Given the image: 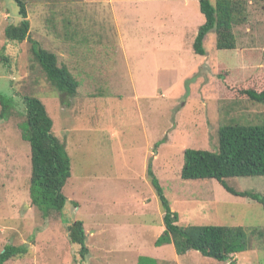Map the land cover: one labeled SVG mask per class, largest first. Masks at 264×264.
Listing matches in <instances>:
<instances>
[{"label": "rangeland", "instance_id": "1", "mask_svg": "<svg viewBox=\"0 0 264 264\" xmlns=\"http://www.w3.org/2000/svg\"><path fill=\"white\" fill-rule=\"evenodd\" d=\"M28 1L33 44L53 52L79 86L74 97L53 89L33 61L36 46L6 40L5 28L20 18L14 0H0V52L7 59L0 55V93L42 101L71 168L62 190L65 210L44 220L29 198L30 148L20 133L22 98L15 97L11 117L0 120V253L14 245L27 254L5 264L168 260L173 245H155L165 226L150 173L179 228L240 227L245 250L231 261L264 264L262 206L227 193L214 179L180 177L184 151L216 150L221 126L264 123L263 105L222 103L243 88H264V2L252 3L250 22L235 27L236 50H217L211 32L200 57L192 50L204 23L196 0ZM227 183L264 195V177ZM75 221L83 222L85 257L68 240L67 223ZM229 263L192 251L180 263L160 264Z\"/></svg>", "mask_w": 264, "mask_h": 264}, {"label": "trees", "instance_id": "2", "mask_svg": "<svg viewBox=\"0 0 264 264\" xmlns=\"http://www.w3.org/2000/svg\"><path fill=\"white\" fill-rule=\"evenodd\" d=\"M204 23L198 28L192 50L203 57L207 52L204 47L206 36L214 32L216 49L233 51L237 49L235 27L250 22L249 6L264 0H196ZM18 7L19 23L8 25L4 35L7 41L23 43L26 40L32 47L36 46L33 61L45 76L50 87L61 94L74 97L79 86L73 75L64 66H59L57 56L44 49L37 41L33 44L30 38V21L27 6L29 1L14 0ZM3 60L2 53L0 52ZM14 93V92H13ZM234 99L222 101L227 107L240 106L243 100L264 106V88L257 91L253 88L239 90ZM16 93L6 96L0 93V120L7 121L15 110ZM22 98L24 121L20 124L23 141L30 148L31 172L29 179V198L44 220L52 214L63 213L67 200L62 190L71 177L70 158L64 143L55 134L53 120L45 105L37 97L24 95ZM229 101V102H227ZM229 104V105H228ZM243 123H228L218 129V145L216 150L186 149L180 177L186 181L214 179L227 193L242 198H250L258 202L264 210V195L252 191H237L229 186L227 180L232 178L264 177V123L251 120ZM150 173V172H149ZM151 183L158 196L164 212L165 230L155 241L156 247L172 244L178 256L196 251L203 257L235 264L232 256L245 250L244 231L240 227L222 226H186L179 228L177 214L171 211L170 205L163 195L162 188L150 173ZM254 230L252 235H257ZM264 238V230L258 231ZM68 240L81 247L83 257L87 253L85 247L86 234L83 222L67 223ZM27 254L21 246L8 245L0 253V264ZM145 257H138V263H145ZM151 261V260H150ZM154 261V260H153ZM152 262V261H151ZM155 264V262H152ZM161 261H159V264Z\"/></svg>", "mask_w": 264, "mask_h": 264}, {"label": "crops", "instance_id": "3", "mask_svg": "<svg viewBox=\"0 0 264 264\" xmlns=\"http://www.w3.org/2000/svg\"><path fill=\"white\" fill-rule=\"evenodd\" d=\"M104 1H105V2H108V3H111L110 0H104ZM161 216H162V215H161ZM162 217H163V216H162ZM139 236H140V235H139ZM139 236L137 235V236H135V237L139 239ZM165 246H169V245H165ZM156 253H158V251L154 252L153 254H156ZM161 253H163V249L160 250L159 255H160ZM236 255H237V254L233 255L232 257H233L234 259H236ZM190 256H191V252H188V253H186V254L183 255V256H178V255L176 254L175 251H174V252L172 251V252L170 253V258H169L168 260L161 259V261H162V262H167V263H172V262L177 261L178 263H180L182 259L187 258V257H190ZM179 258H180V260H179ZM235 263H236V262H235Z\"/></svg>", "mask_w": 264, "mask_h": 264}]
</instances>
